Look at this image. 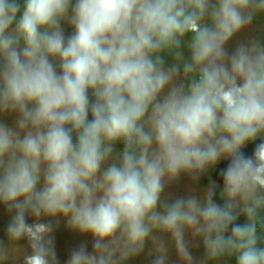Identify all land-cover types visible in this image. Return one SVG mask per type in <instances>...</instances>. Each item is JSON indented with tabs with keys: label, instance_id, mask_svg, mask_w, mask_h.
<instances>
[{
	"label": "clouds",
	"instance_id": "1",
	"mask_svg": "<svg viewBox=\"0 0 264 264\" xmlns=\"http://www.w3.org/2000/svg\"><path fill=\"white\" fill-rule=\"evenodd\" d=\"M0 208V264H264V0H0Z\"/></svg>",
	"mask_w": 264,
	"mask_h": 264
},
{
	"label": "trees",
	"instance_id": "2",
	"mask_svg": "<svg viewBox=\"0 0 264 264\" xmlns=\"http://www.w3.org/2000/svg\"><path fill=\"white\" fill-rule=\"evenodd\" d=\"M255 32L256 28L253 26V28L250 30V33L255 34ZM245 35L247 34H242V38ZM12 118L13 116L6 118L5 122L9 123V120H12ZM9 220L10 217L6 214V212L3 209L0 210V239H6L5 228ZM29 222H32V218H29ZM241 222H243V218H241ZM83 239V237H80L78 234L65 229L63 226L57 230L55 233V241L58 254L62 261L67 259L70 250L77 246ZM130 263L132 262L130 261L129 264Z\"/></svg>",
	"mask_w": 264,
	"mask_h": 264
},
{
	"label": "rangeland",
	"instance_id": "3",
	"mask_svg": "<svg viewBox=\"0 0 264 264\" xmlns=\"http://www.w3.org/2000/svg\"><path fill=\"white\" fill-rule=\"evenodd\" d=\"M251 34V33H250ZM14 119V116L12 118V120ZM12 120H9V123L12 122ZM248 151H251V148L249 147ZM180 189H181V194H183V192H186L188 190V179L187 177H185L180 184ZM3 208H0V210H2ZM61 259V258H60ZM151 257L148 255L147 250L145 251L144 254H142L140 257L131 260L132 263L130 264H151ZM172 259H175V254L174 252L172 253ZM62 261V259H61Z\"/></svg>",
	"mask_w": 264,
	"mask_h": 264
}]
</instances>
